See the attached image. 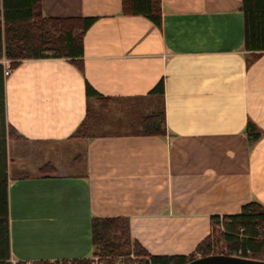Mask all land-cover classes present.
<instances>
[{
    "label": "crops",
    "instance_id": "crops-1",
    "mask_svg": "<svg viewBox=\"0 0 264 264\" xmlns=\"http://www.w3.org/2000/svg\"><path fill=\"white\" fill-rule=\"evenodd\" d=\"M242 1L162 0L159 27L122 0H42L45 16L97 20L83 72L27 58L6 77L13 262L91 258L95 217L129 218L153 255H189L213 215L264 205V52L245 48ZM162 79L166 135L88 133V84L136 102Z\"/></svg>",
    "mask_w": 264,
    "mask_h": 264
},
{
    "label": "trees",
    "instance_id": "trees-1",
    "mask_svg": "<svg viewBox=\"0 0 264 264\" xmlns=\"http://www.w3.org/2000/svg\"><path fill=\"white\" fill-rule=\"evenodd\" d=\"M245 48L254 58L264 52V0H243ZM0 264H27L11 260L10 215L7 178V133L12 129L7 122L6 77L2 59L16 68L27 58H66L84 71V36L96 17H50L43 14L42 0H2L0 10ZM121 13L142 15L162 27V0H122ZM165 86L162 79L147 96L153 106L144 118L142 130L135 134L166 135ZM87 96L100 101L89 84ZM247 133L255 141L262 135L252 121ZM83 125V126H82ZM77 129L80 133L84 127ZM211 233L189 255H153L132 237L129 218L95 217L92 221L94 255L106 257L108 264H186L210 254L238 255L264 260V205L251 201L233 215H213ZM220 228L219 239L214 234ZM217 247V248H216ZM219 252H216L218 250ZM133 253L135 258H130ZM110 257V258H109ZM33 264H91L90 258L42 261Z\"/></svg>",
    "mask_w": 264,
    "mask_h": 264
},
{
    "label": "rangeland",
    "instance_id": "rangeland-1",
    "mask_svg": "<svg viewBox=\"0 0 264 264\" xmlns=\"http://www.w3.org/2000/svg\"><path fill=\"white\" fill-rule=\"evenodd\" d=\"M149 103V99L131 102L130 100L109 98L100 101L92 98L89 104L91 111L87 124L89 129L88 133L91 135H103L104 133H133L142 130L144 118L153 109V106H149ZM219 232L220 228H216L214 234L219 239L218 247L222 245ZM216 252H219V248ZM131 254L129 257L135 258V255L133 257ZM118 261L125 263V257L119 258Z\"/></svg>",
    "mask_w": 264,
    "mask_h": 264
},
{
    "label": "water",
    "instance_id": "water-1",
    "mask_svg": "<svg viewBox=\"0 0 264 264\" xmlns=\"http://www.w3.org/2000/svg\"><path fill=\"white\" fill-rule=\"evenodd\" d=\"M186 264H264V260L252 259L238 255L210 254L198 257Z\"/></svg>",
    "mask_w": 264,
    "mask_h": 264
},
{
    "label": "built area",
    "instance_id": "built-area-1",
    "mask_svg": "<svg viewBox=\"0 0 264 264\" xmlns=\"http://www.w3.org/2000/svg\"><path fill=\"white\" fill-rule=\"evenodd\" d=\"M10 61H7L5 60L4 61V74H5V77L9 76L11 74V71H12V67L11 65L9 64ZM131 256L134 257V254H131ZM106 257H103V256H100V255H93L90 259H91V264H108L106 262ZM14 263H16V261H14ZM27 264H33L32 262H27ZM117 264H124L123 261H118Z\"/></svg>",
    "mask_w": 264,
    "mask_h": 264
}]
</instances>
